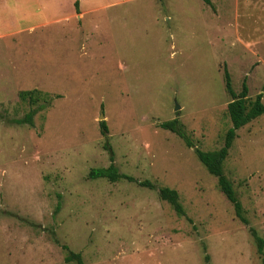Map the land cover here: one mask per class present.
<instances>
[{"label": "rangeland", "instance_id": "374dc122", "mask_svg": "<svg viewBox=\"0 0 264 264\" xmlns=\"http://www.w3.org/2000/svg\"><path fill=\"white\" fill-rule=\"evenodd\" d=\"M75 1L0 0V264H76L62 246L81 264H260L249 229L264 241V115L223 165L247 226L194 150L220 149L231 127L223 67L264 104V0H80L77 13ZM30 90L58 98L14 125ZM175 119L193 147L159 127ZM105 145L155 189L89 179L110 164Z\"/></svg>", "mask_w": 264, "mask_h": 264}, {"label": "trees", "instance_id": "16d2710c", "mask_svg": "<svg viewBox=\"0 0 264 264\" xmlns=\"http://www.w3.org/2000/svg\"><path fill=\"white\" fill-rule=\"evenodd\" d=\"M79 1L74 2V9L76 13L79 11ZM206 5L211 6L209 0H202ZM223 79L225 92L230 96L231 100L227 105L226 112L231 124V127L226 131L223 138V145L220 149L210 152H203L195 149L194 153L197 160L205 168L208 174L214 177L217 181V188L220 193L225 197L233 208L235 218L244 226L248 225V220L244 216L242 205L238 199V196L233 188L231 181L225 176L223 171L224 162L228 156V152L235 139L236 132L249 124L251 121L264 115V104L262 103V94H257L251 101L247 98V87L245 82L242 83L241 92L236 94L231 86L230 75L227 72L226 67H223ZM18 98L22 104H26L28 111L21 119H13L10 122L18 126H33V117L40 110H44L50 107L52 101L57 99L58 96L52 97L48 93H43L38 90L21 91L18 94ZM159 127L163 130L169 131L179 137L187 148L193 147V144L184 132L183 126L178 120H172L161 123ZM100 133L103 138H107L108 130L104 121L99 123ZM104 148L109 154L110 164L106 168L91 169L88 173V178L93 179H105L110 183H116L122 180L135 183L139 187L154 190L155 186L149 181L138 182L131 177L120 174L117 168L113 164V155L108 145ZM157 196L160 201L167 203L170 208L178 217H184V210L179 202V197L176 191L159 187L156 189ZM250 235L255 244L256 252L260 258V264H264V241L253 229H249ZM66 255L64 261L66 263L81 264V258L79 254L71 252L68 247L62 246ZM204 264H209V256L204 255Z\"/></svg>", "mask_w": 264, "mask_h": 264}, {"label": "water", "instance_id": "95a60500", "mask_svg": "<svg viewBox=\"0 0 264 264\" xmlns=\"http://www.w3.org/2000/svg\"><path fill=\"white\" fill-rule=\"evenodd\" d=\"M177 109H179L178 106H176L175 110H177ZM102 118H103V116L101 115V116H100V119H102Z\"/></svg>", "mask_w": 264, "mask_h": 264}]
</instances>
